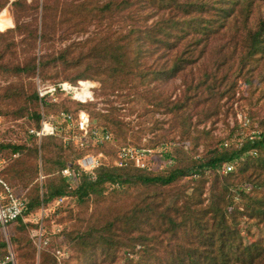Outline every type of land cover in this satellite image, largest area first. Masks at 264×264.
<instances>
[{
	"label": "trees",
	"instance_id": "obj_1",
	"mask_svg": "<svg viewBox=\"0 0 264 264\" xmlns=\"http://www.w3.org/2000/svg\"><path fill=\"white\" fill-rule=\"evenodd\" d=\"M261 2L0 0V10L9 5L15 22L0 37L16 34L27 47L20 62H0V70L31 79L40 72L45 78L49 64L83 65L74 78L90 76L100 82L97 96L107 104L104 111L96 103L66 97L46 98L42 104L48 113L65 110L74 117L85 109L92 127L107 129L117 140L109 150L103 144L71 149L56 137L65 135L61 130L43 136L39 145L28 132L30 143H0V150L19 154L2 170L6 179L28 190L23 215L8 224L16 223L19 231L10 235L17 264H57L20 231L35 225L25 215L65 195L75 199L78 210L70 214L76 226L64 234L84 264L114 262L125 246L130 264H264V130L227 146L212 132L214 123L229 113L239 84L244 85L251 122L254 104L264 100V15L253 20ZM55 34L68 43L54 56L37 55V40L46 42ZM74 34L85 37L72 39ZM176 77L181 89L174 94L166 85ZM14 93L4 95L11 99ZM26 98L28 107L15 115L31 117L38 127L36 84ZM122 108L138 116H167L155 121L161 132L146 145L169 143L162 155L170 163L152 169L101 163L95 179L82 174L73 188L52 175L68 157L79 160L101 149L114 156L129 144L134 134ZM9 114L0 106L1 116ZM209 121L211 127H200ZM259 121L263 124L264 116ZM237 130L232 127L228 135ZM38 158L45 173L39 175L48 176L41 186ZM228 163L234 167L223 172ZM5 243L0 238V247Z\"/></svg>",
	"mask_w": 264,
	"mask_h": 264
},
{
	"label": "rangeland",
	"instance_id": "obj_2",
	"mask_svg": "<svg viewBox=\"0 0 264 264\" xmlns=\"http://www.w3.org/2000/svg\"><path fill=\"white\" fill-rule=\"evenodd\" d=\"M13 1V0H12ZM10 3L11 1L8 0ZM41 7L39 8V11L37 13V21L40 28L41 23ZM264 15V2L257 3L254 13H253V20L255 21L257 17ZM15 26V22L11 13V7L9 5H6L4 8L0 10V32H3L4 30L12 29ZM12 36V37H11ZM12 38L16 41V43H12V41L8 40L9 38ZM85 37L84 35H72V39H81ZM20 36L16 34H10L7 36V38H1L0 37V62H7L9 63H15L20 62L23 59L24 53L27 49L23 44L19 42ZM68 41H63L60 39L59 35L55 34L53 37H51L46 42H41L39 39L36 43V49L35 52L37 55H46V56H54L58 53V51L64 47ZM83 65L81 66H63L61 63L58 64H49L47 65L43 72L46 74V77H42V72L35 75L33 78H26L23 75H15L12 74L10 70L3 69L0 70V106L7 110L9 114L8 116H3V120L0 123V143L1 142H13V143H30L31 137L27 134V128L34 125L33 119L29 116H22L18 117L15 115V112H18L22 107H28V101H27V94L32 90L33 84L37 85V80H40L42 83H50V82H56V81H68L70 83H75L77 80L80 79H89L95 81L98 86L95 88V101L93 103H96V109H100L107 106V104L102 101V97L97 96L98 90L101 88V84L98 80L94 79L90 76H80L75 77L77 73L82 71ZM48 76V77H47ZM72 78H74L72 80ZM166 86H168L170 89L174 91V94L179 93L181 89V78L176 77L173 81H170ZM23 89V91H22ZM244 85L241 83L239 84L238 90L235 93L234 101L232 105L230 106L229 113L226 115V117L219 119L214 123V128L212 130L213 134L215 136H218L222 140V144L224 145V142H227V145L238 142L241 140L242 137H245L247 135H254L262 130H264V123L261 124L259 119H261L264 116V100L257 101L256 104H254L257 109H253L254 111H251L254 113V120L251 122V119L247 116V111L250 109V105L248 101L243 98L242 96H245V93L243 91ZM14 90V97L9 99L4 94L7 91ZM114 97V96H112ZM68 98V97H67ZM71 99V98H69ZM73 100V99H71ZM116 106L119 108L123 105L120 104L118 101L113 102ZM225 109V107L223 108ZM122 112V117L125 121H128L131 126V131H133L134 137H129L128 142L131 145H139V146H145L149 147L146 144L148 141L152 138L155 139L156 135L161 132V129L158 128L160 126V123L155 126V121H164L167 116L160 114L158 112L152 113V114H145L143 116H138L137 112H134L132 114L129 113V110L126 108H122L120 110ZM55 110H51L49 113H55ZM126 115H124V114ZM166 124H163V127H165ZM205 126L206 128H209L212 126L211 121L207 122L205 125L202 124L200 127ZM234 127L238 128L237 131L234 132L231 136L228 135L229 130ZM240 128V129H239ZM65 135L68 134V131L66 133V130L64 131ZM110 132V131H109ZM111 133V132H110ZM113 136L112 142L105 143L102 146L109 150L111 149V146L115 144L116 138L114 133H111ZM65 135L64 136H56L61 138V142L64 146H70L71 149H76L77 147L74 146L71 142L65 141ZM177 138V137H176ZM168 141L167 139L164 140ZM40 141L37 140V144L39 145ZM158 145L156 146H159ZM167 144V149H169L171 146L169 143ZM224 145V146H227ZM198 151H203V146L199 145ZM99 153L102 154V157L100 158V161L104 165H111L112 164V157L113 155H110L109 153H106L104 150H98V151H89L87 154L89 155H98ZM86 154V155H87ZM18 153L10 155L5 150H0V179L3 180L8 184V186L11 188V190L18 196H24L27 198L28 190L23 188L20 183H17V181L14 180H8L6 179V176L3 173V169L7 167L10 162L13 160V158L18 157ZM159 159L157 157L156 163L159 164ZM73 163L75 166L77 164V160H73L72 158L68 157L66 160V164ZM38 164H39V172L37 176V181L39 185L41 186L45 180V178H48V176H45L43 179L39 178V173L42 170L41 167V160L38 158ZM65 164V165H66ZM64 165V166H65ZM63 166V167H64ZM62 167V168H63ZM61 168V169H62ZM61 169L59 171H55L52 175L60 176L62 179H64ZM223 171V169H222ZM224 172V171H223ZM45 175V173H44ZM66 183L69 185L70 188H73L76 184L75 182H72L71 180H66ZM208 184V183H207ZM43 191V189H40V193ZM4 192V188L2 184L0 183V194ZM65 198L60 202L59 204L53 203L54 200L46 204L45 206L48 207V211L44 212L42 214L41 206L37 209H35L32 213L25 215L24 218L26 221L33 222L35 225L30 226L27 225V227L20 231V234H23L24 237L29 238L34 246L37 249V252L39 250H45L48 251L53 255V257L56 259L57 264H84L82 263V259L80 260L79 255L77 254V249L73 246V244L66 238L64 232L67 230H71L76 226V222L73 216L70 214H73L78 210V205L75 199L71 196H64ZM42 216V219H41ZM17 224L13 223L7 228L8 237L10 239V235L13 233H19V231L16 229ZM16 229V230H15ZM5 233L1 230L0 232V238L2 240H5ZM251 238H245V241L248 242ZM11 243L12 250L14 252L15 256V264H17V256L15 251V246ZM6 244V243H5ZM128 249L127 246L122 248V251H120L117 260L114 262H96L94 264H128L129 259L126 253H124V250ZM6 250V245L0 247V254H3ZM126 251V250H125ZM38 259V255L36 256ZM136 258V257H134ZM130 264V263H129Z\"/></svg>",
	"mask_w": 264,
	"mask_h": 264
},
{
	"label": "built area",
	"instance_id": "obj_3",
	"mask_svg": "<svg viewBox=\"0 0 264 264\" xmlns=\"http://www.w3.org/2000/svg\"><path fill=\"white\" fill-rule=\"evenodd\" d=\"M12 1V0H10ZM30 1V0H27ZM90 84L85 85L84 83ZM98 84L89 79H80L75 83L68 81H57L52 83H42L37 80V94L40 103V122L39 126L27 128L28 134L35 136L39 141L43 136L57 134L61 130L68 131L65 135V141L71 142L76 147H87L90 145L105 144L112 142V134L103 127H92L90 114L81 109L76 117L70 111L60 110L55 113H48L42 104V100L49 98L51 101H58L60 98L68 97L79 103H88L95 101V88ZM3 118L0 115V123ZM252 134H250L251 138ZM227 145V142H224ZM167 149V144L159 147H145L139 145H122L112 157V164L118 167H124L128 164H134L141 169L161 168L171 160H166L162 152ZM102 154L85 155L77 160L76 166L73 163L66 164L61 173L64 180L77 182L82 174H87L90 179L96 178L95 169L102 163L100 158ZM159 159V164L156 159ZM232 163L225 164L223 171H229L233 168ZM39 178H43L40 174ZM4 192L0 194V228L5 233L6 250L0 254V264H15V256L8 237V224L17 217L22 216L26 208V200L23 196L16 195L6 182L0 179ZM118 186V185H117ZM64 196L57 197L53 203L59 204ZM47 206L42 205V214L47 212ZM42 219V216H41Z\"/></svg>",
	"mask_w": 264,
	"mask_h": 264
},
{
	"label": "bare ground",
	"instance_id": "obj_4",
	"mask_svg": "<svg viewBox=\"0 0 264 264\" xmlns=\"http://www.w3.org/2000/svg\"><path fill=\"white\" fill-rule=\"evenodd\" d=\"M85 85H88V84H90L89 82H86V83H84Z\"/></svg>",
	"mask_w": 264,
	"mask_h": 264
}]
</instances>
